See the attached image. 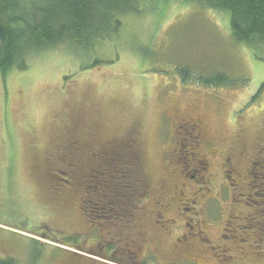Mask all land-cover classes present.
Wrapping results in <instances>:
<instances>
[{"label":"rangeland","instance_id":"1","mask_svg":"<svg viewBox=\"0 0 264 264\" xmlns=\"http://www.w3.org/2000/svg\"><path fill=\"white\" fill-rule=\"evenodd\" d=\"M122 19L94 49L64 44L32 55L26 70L0 69V257L264 264V49L237 42L230 14L198 2L143 0ZM180 67L194 77L184 81ZM217 71L235 84L198 83ZM198 111L220 154L207 184L188 179L182 202L171 200L163 155L178 117ZM133 145L150 193L135 223L99 229L80 208V180L107 164L99 154Z\"/></svg>","mask_w":264,"mask_h":264},{"label":"trees","instance_id":"2","mask_svg":"<svg viewBox=\"0 0 264 264\" xmlns=\"http://www.w3.org/2000/svg\"><path fill=\"white\" fill-rule=\"evenodd\" d=\"M142 1L0 0V69L26 70L32 55L64 44L94 49L99 42L118 36L122 17L138 11ZM186 1L228 12L235 40L255 51L264 49V0ZM178 70L184 81L195 75L191 68ZM197 81L212 86L235 84L223 71L200 75ZM262 90L264 82L259 92ZM132 147L127 151L113 149L106 156L99 154L107 164L80 180L84 191L80 208L88 221L99 229L101 226L111 231L112 227L121 229L135 223L150 193L141 171L139 152L135 145ZM261 167L264 169V160ZM70 178L74 176L63 180L72 182ZM231 187L235 191L236 186ZM234 194L238 196L239 193ZM228 225L226 231L230 232L232 221H228ZM249 226L253 228L254 225ZM0 264H16V260L10 256L0 257Z\"/></svg>","mask_w":264,"mask_h":264},{"label":"flooded vegetation","instance_id":"3","mask_svg":"<svg viewBox=\"0 0 264 264\" xmlns=\"http://www.w3.org/2000/svg\"><path fill=\"white\" fill-rule=\"evenodd\" d=\"M173 130L178 140L174 143L172 151L165 153L163 158L167 159L166 166L170 172L171 184L168 188V192L171 191L170 193H172L170 199L177 200L178 197L179 201L182 202V197L186 194L188 179L199 184V186L200 183L205 185L209 182L211 163L213 158L220 154V147L213 142L211 125L200 111L194 112L193 115H180ZM227 160H232V156H228ZM181 163L184 165L181 166ZM237 167V165L231 164L228 168L230 172H237ZM189 169L192 170L193 175L188 176L187 171ZM228 177L230 179V175ZM168 192L164 190V194H161L159 200H156V209L153 211V215L155 211L159 212L158 208L164 206L163 200Z\"/></svg>","mask_w":264,"mask_h":264}]
</instances>
